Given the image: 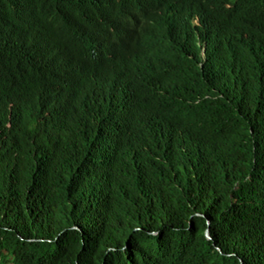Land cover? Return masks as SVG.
<instances>
[{
    "label": "trees",
    "instance_id": "16d2710c",
    "mask_svg": "<svg viewBox=\"0 0 264 264\" xmlns=\"http://www.w3.org/2000/svg\"><path fill=\"white\" fill-rule=\"evenodd\" d=\"M0 264H264V0H0Z\"/></svg>",
    "mask_w": 264,
    "mask_h": 264
}]
</instances>
